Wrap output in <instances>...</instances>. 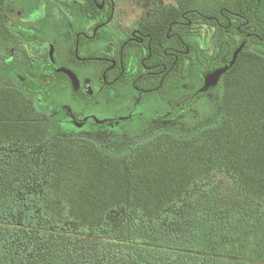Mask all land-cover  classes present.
I'll return each instance as SVG.
<instances>
[{
	"label": "trees",
	"instance_id": "trees-1",
	"mask_svg": "<svg viewBox=\"0 0 264 264\" xmlns=\"http://www.w3.org/2000/svg\"><path fill=\"white\" fill-rule=\"evenodd\" d=\"M176 3L196 30L182 81L227 68L217 116L191 129L113 150L0 67V264H264V0Z\"/></svg>",
	"mask_w": 264,
	"mask_h": 264
},
{
	"label": "flooded vegetation",
	"instance_id": "flooded-vegetation-1",
	"mask_svg": "<svg viewBox=\"0 0 264 264\" xmlns=\"http://www.w3.org/2000/svg\"><path fill=\"white\" fill-rule=\"evenodd\" d=\"M193 23L191 14L179 16L176 0H38L28 16L8 0L0 10V28L12 45L7 57L0 45V67L5 78L36 99L41 111L63 118L70 132L114 131L137 118L156 120L162 127L174 111L151 116L147 101L162 107L175 91L187 89L179 105L185 110L211 97L215 88H206L212 72L202 74L198 85L181 79V62L195 59ZM184 26L190 28L189 43L180 35ZM48 31L52 40H45ZM9 63L23 67L15 72L16 80L4 72ZM54 94L61 101L53 100ZM124 94L127 98H120ZM107 102L125 108L99 117L92 107Z\"/></svg>",
	"mask_w": 264,
	"mask_h": 264
},
{
	"label": "rangeland",
	"instance_id": "rangeland-1",
	"mask_svg": "<svg viewBox=\"0 0 264 264\" xmlns=\"http://www.w3.org/2000/svg\"><path fill=\"white\" fill-rule=\"evenodd\" d=\"M165 2H168V0H164ZM38 0H15V9H19L23 11V14L25 16H28L30 13H32L36 6H37ZM45 40H52L51 37L52 34H50V31L45 33ZM0 45H1V53L4 57H7L8 50L7 48L12 45V41L8 39V41L5 40L3 33L0 28ZM60 54V51H59ZM61 55H66V48H63L61 51ZM6 69H4V72L11 78L16 80V76L14 75L15 72L21 73L23 71V67L20 64L16 63H9L6 65ZM79 74L81 76L87 75V72L79 71ZM56 94V93H55ZM53 96V100L61 101L62 98L59 97V95ZM188 97V90L187 89H180L175 91L174 94H172L170 97L164 99V105L162 107L156 103V101H147L146 102V111L151 114V116H155L158 113L160 114H170V111H174L170 117L171 122L168 123V125L183 128V129H191L195 127L197 124L204 122L205 120L208 121V119H213L217 116L219 111L218 101H217V95L212 94L211 97L207 98L206 100L199 101L196 105H192L191 107H187L185 110L179 109V105L186 100ZM122 99L127 98V94H124ZM65 99V98H64ZM121 100V99H120ZM66 101V99H65ZM115 103L107 102L103 103L98 106V103L94 107H92L93 111H98L99 117H112L117 114V112L121 113V111L124 110L122 105H118ZM76 109L78 107L76 104L74 105ZM116 108H118L116 110ZM179 109V110H178ZM162 123L158 121H151L146 120L144 118H137V119H128L126 120L118 129L114 131H109L106 127H95L89 132H85L86 135H89L91 137L101 139L108 143L109 146L113 147L114 149H117L119 151H124L128 144L130 142H133V140L137 138H142L143 136L147 135L148 133L154 131L155 129L161 127ZM232 180L231 178L226 175L225 173H219L213 176L208 182L207 185H215L221 186L223 184H228ZM118 216H114L113 220H117Z\"/></svg>",
	"mask_w": 264,
	"mask_h": 264
},
{
	"label": "water",
	"instance_id": "water-1",
	"mask_svg": "<svg viewBox=\"0 0 264 264\" xmlns=\"http://www.w3.org/2000/svg\"><path fill=\"white\" fill-rule=\"evenodd\" d=\"M242 48L238 49V51L235 53L234 55V59L233 61L231 62V65L235 62V59L237 57V55L240 53ZM227 70V68H224V69H221V70H217V71H214L212 72L211 74H208L205 78V82H206V88H209V87H214L217 85L219 79H220V76Z\"/></svg>",
	"mask_w": 264,
	"mask_h": 264
}]
</instances>
